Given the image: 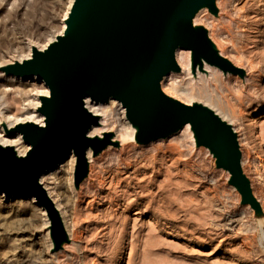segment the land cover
<instances>
[{
    "label": "rangeland",
    "instance_id": "obj_1",
    "mask_svg": "<svg viewBox=\"0 0 264 264\" xmlns=\"http://www.w3.org/2000/svg\"><path fill=\"white\" fill-rule=\"evenodd\" d=\"M69 2L0 0V95L9 114L21 116L22 101L47 86L2 67L54 39ZM208 15L197 28L242 72L213 75L201 63L191 75L173 72L178 86L162 90L183 103L207 105L231 124L252 197L245 198L211 149L195 146L190 133L181 129L141 144L128 135L123 107L110 105L104 117L115 141L94 154L78 186L73 174L75 195L71 157L42 181L46 186L52 177L58 184L75 235L55 248L43 207L0 193V264H264V0H215ZM253 64L258 69L251 73Z\"/></svg>",
    "mask_w": 264,
    "mask_h": 264
},
{
    "label": "water",
    "instance_id": "obj_2",
    "mask_svg": "<svg viewBox=\"0 0 264 264\" xmlns=\"http://www.w3.org/2000/svg\"><path fill=\"white\" fill-rule=\"evenodd\" d=\"M203 6L215 10V0H74L67 28L55 42L42 51L34 47L31 59L3 68L7 75L36 77L50 89L39 108L46 126L28 122L10 131L23 136L28 154L18 157L13 148L0 145V193L34 197L50 216L55 248L61 249L67 233L40 178L73 152L78 186L89 171L88 149L97 154L111 143L110 132L102 140L89 137L99 117L87 111L85 99L120 101L141 144L191 124L198 144L211 149L246 199L252 197L231 125L207 107L189 106L161 88L164 76L180 71L178 48L193 52L195 66L204 61L234 75L242 72L213 48L205 29L193 25Z\"/></svg>",
    "mask_w": 264,
    "mask_h": 264
},
{
    "label": "bare ground",
    "instance_id": "obj_3",
    "mask_svg": "<svg viewBox=\"0 0 264 264\" xmlns=\"http://www.w3.org/2000/svg\"><path fill=\"white\" fill-rule=\"evenodd\" d=\"M73 2H74V0H70V2H69V4H70L69 5V8H68V10L65 13L64 18H63V20H65V21L62 24V27L58 31L57 35H55V38L54 39H51V41L49 40L47 43L43 44L42 46H38L37 47V45L34 46L35 44L32 45V46H30V48H28L29 51H28L26 57L24 59H20V60L15 61V62L22 63L26 59H31V57H32V48L35 47V48H37L40 51L45 50L50 44H52L53 42H55L57 40V38H58L59 35H62L64 33V31L67 28V25H66V21L67 20L66 19L68 18V15L70 14V11H71V9L73 7ZM209 18L210 17L208 15V7L207 6H203V8H201L199 10V12L195 15V18L193 20V25L197 28V24H195V23H198L201 20L203 21V19H209ZM211 44H212L213 48L216 49L220 55H223L224 56L223 51H221V53H220V51H219V49H217L216 45L214 43H212V42H211ZM175 59H176L177 65L180 66V70L181 69L183 71L184 70H187V75L193 74V71H192V69L194 67V65H193V52L191 50H188L187 51V50L178 48L177 51H176ZM13 63H10V64H13ZM202 65H205L206 69L209 70L213 75L220 74V72L226 73V74L229 73V72H224L219 67L214 66V65H210V64H208V63H206L204 61H202ZM7 66H9V65H7ZM4 67H6V66H4ZM4 67H2V69ZM250 68H251V73H253L254 71H256L258 69V64L250 65ZM173 72H175V71H172L171 73H169L166 76H164L163 79H162L163 81H161V88L166 93H167V90L168 89L173 90V89H175L178 86L177 85L178 82L176 81L177 76H175V77L172 78V76L174 74ZM229 74H232V73H229ZM11 76L13 77L14 75H11ZM199 76H200L199 81L206 82V77H204L200 73H199ZM14 77H16V76H14ZM170 77H171V79L169 81L170 83L168 84V82H166V79H168ZM17 78H20V77H17ZM31 78H36V77H31ZM33 90H34V88H33ZM18 94L20 95V93H18ZM49 94H50V89H49L48 86L46 88H43V89H40V90L39 89H36V92L35 93L34 92L32 93V96H34V97H32L33 99H28V101L26 100L27 103H26V101L25 102L22 101V103H25V104H21V105H23L21 107V109L23 108V110H24V113L21 116H16L14 114H9L8 112H9V109L10 108H9L8 104H10V103L6 99L7 98L6 96L5 97H3V96L1 97V95H0V145L2 147H4V148H11V149L13 148L14 152H16V154H17L18 157H25L28 154L29 149H30V145L27 144L24 141L23 136L21 134H19V133H16V134L15 133H12L11 134L10 131L12 130V128H14L15 126H17L18 124H25V123H28V122L36 123V124H38V125H40L42 127L46 126L45 125V119L46 118H44V116L39 112V108L42 106L41 98L43 96H47L48 97ZM188 95H189L190 98H193L194 97L190 93ZM167 96L170 97L171 95L168 94ZM206 98H208L209 101L211 100V97H207L206 96ZM12 101L15 102V103L17 102L16 99H13ZM190 103H185V104H187L189 106L190 105H194V102L191 103V104ZM115 104H118L119 106H122L123 107V105H122V103L120 101L115 100L113 98H111L110 101L107 104H97V103H94V102L91 103L89 99H85V107H86L87 111L92 116L99 117V124L98 125H93V127H91L90 130H89V132H88L89 133L88 135H89L90 138L96 137V138L102 140V139H104V137H105L106 134H109V132L111 133V131L107 132V130H106L107 127H106V121H105L104 115L106 113L105 112V109H108V112H109V106L110 105H115ZM203 107H205V108L207 107L208 109L212 110L207 105L206 106H203ZM123 109L125 110V115H126V109L124 107H123ZM212 111L214 112V114H217V116H219L222 121L223 120L226 121L225 118L223 117V115L221 117L214 110H212ZM122 113L124 114L123 111H122ZM127 119H128V117H127ZM227 123L229 125H231L229 122H227ZM109 124H112V123H109ZM128 128H129L128 135L132 139H136V135L138 133L137 132L138 131V128L136 126L132 125L131 123H130V126ZM181 129L184 132L190 133L191 138H192V140H194V144L196 146L198 144V139H197L195 130H193L192 125L191 124H186ZM235 133H236V131H235ZM6 134H8L10 137L7 136ZM172 135H174V134H171L168 137H170ZM158 139H164V138H158ZM113 141H115L114 138L111 139V142H113ZM156 141L158 142V140H156ZM150 142H155V141H150ZM66 157H71V160H70V163H69V166H70V168H69L70 177H69V181L68 182H69L70 188L72 190V184L74 183L75 171H76V167H77L76 166L77 157H76V155L73 152L67 154L66 156H64L63 157V160ZM92 158H94L93 150L88 149V151H87V163L88 164L90 162H92ZM61 163L57 167H59L61 165ZM74 164H75V166H74ZM74 167H75V170H74ZM49 171H51V170H49ZM49 171H47V172H49ZM47 172H45V173H47ZM73 174H74V178H73ZM44 177H45V174L40 178L39 183H41L42 186L44 185L43 188H44L45 192L47 193L49 199L52 200V202H53V204H54V206H55V208H56V210L58 212V215H60V218H61V221H62L64 230L66 231L67 235L72 238L75 235V233H76V231H75L76 224L73 221L70 222L69 224H67V222L65 221V217H64L65 215H64V211H63L64 206H62L63 199H62L61 193H59V191H58V187H57L58 184L51 177V179L49 181H47V184L45 186V184L42 183ZM72 178H73V183H72ZM72 192H73V190L71 191V193ZM73 194L75 195L74 192L72 193V195ZM10 197H12V196H10ZM30 198L33 201H37V200H35L34 197H30ZM42 215L45 216V217H48V219H49L46 222V227L49 228V232H50V229H51V219H50V216H48V214H47V212H46V210L44 208H43V214ZM49 232L47 233L48 236H49ZM50 234H51V232H50ZM52 246H53V242H52ZM50 247H51V243H50Z\"/></svg>",
    "mask_w": 264,
    "mask_h": 264
}]
</instances>
